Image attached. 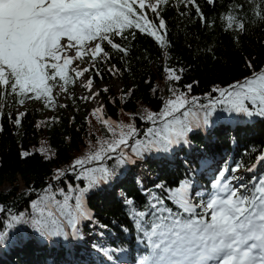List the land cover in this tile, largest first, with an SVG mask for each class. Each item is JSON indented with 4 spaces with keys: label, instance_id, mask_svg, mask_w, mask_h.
<instances>
[{
    "label": "snow or ice",
    "instance_id": "1",
    "mask_svg": "<svg viewBox=\"0 0 264 264\" xmlns=\"http://www.w3.org/2000/svg\"><path fill=\"white\" fill-rule=\"evenodd\" d=\"M204 2L215 8L221 0ZM246 5L255 17L251 23L264 24V0H232L220 19L223 30L233 32L236 40L247 32ZM169 8L189 23L194 13L204 27L215 25L198 0H0V133L5 130L3 119H11L17 105L38 101L44 108L55 109L61 96L74 98L70 86L77 78H83L81 84L90 93L79 99L88 102L98 98L100 92L93 91L95 76L102 77L98 65L109 64L108 72L119 73L120 69L110 64L111 50L124 59L131 52L128 42L135 40L138 32L153 38L162 55L170 57L172 43L163 16ZM117 37L125 43L117 42ZM245 65L250 75L214 87L204 97L207 103L190 95L193 84L185 85L187 91L176 87L185 69L165 67L167 79L172 82L171 95L160 111L141 117L152 124L143 133L135 123L106 118L102 105L95 107L92 115L102 121L111 137L54 176L59 181L73 172L76 180L86 181V186L69 184L65 191L53 190L50 184L32 202L35 215L30 219L23 213L10 215L6 229H0V246L8 239V230L20 224H30L49 239L79 240V224L93 219L88 194L117 175L116 169L106 165L87 167L93 162L115 158L116 168H120L149 154L171 153L190 143L189 134L194 130L209 127L217 110L264 118V67L257 70L251 60ZM25 115L26 111L18 110L11 122L20 127ZM49 119L55 122L57 118ZM41 125L47 126L48 121H41L37 127ZM39 151L46 152L44 148ZM259 153L256 162L246 169L236 164L220 170L211 191H197L192 180L181 179L176 186L157 183L156 190L146 192L148 199L142 210L133 199L125 198L138 243L143 245L137 264H264V174H238L255 173L257 165L264 162V149ZM21 155L29 157L32 153L22 151ZM5 211L0 205V213ZM100 251L111 261L112 252L124 249Z\"/></svg>",
    "mask_w": 264,
    "mask_h": 264
},
{
    "label": "trees",
    "instance_id": "2",
    "mask_svg": "<svg viewBox=\"0 0 264 264\" xmlns=\"http://www.w3.org/2000/svg\"><path fill=\"white\" fill-rule=\"evenodd\" d=\"M198 2L209 20L215 21L213 28L204 27L194 13L191 23L179 18L172 8L163 13L172 43L170 57L162 55L153 38L138 32L135 40L128 42L131 52L124 59L111 50L113 58L110 64L116 65L119 73L108 72L109 64L98 65L102 77L95 76L94 85L103 84L98 91L103 97L106 118L118 123H135L141 133L151 127V122L141 117H146L151 111H160L163 101L170 97L172 82L168 81L164 71L168 66L185 69L176 87L187 91L185 85L193 84L190 95L200 97L201 103L208 102L204 97L214 87H224L250 75L245 65L247 60H251L257 70L264 67V24L251 23L255 17L250 6H245L249 21L247 32L240 34L236 40L233 32L223 30L220 19L221 14L228 11L232 0H221L215 8L204 0ZM116 40L125 43L119 37ZM209 48L212 51H208ZM111 81L122 83L120 92L112 91ZM74 86H70L74 98L68 95V106L51 113L49 117L43 115L50 108H44L38 101H28L23 107L17 105L12 109L11 119L8 116L3 119L5 130L0 133V205L6 211L0 213V229H6L12 214L23 213L26 219L35 215L32 202L38 200L50 184L53 190L64 188L65 191L69 184L86 186V181L76 180L73 172L59 181L54 176L58 170L67 171L77 158L98 149L100 142L109 139L111 133L107 132L97 116L92 115L93 110L86 113L82 109L80 112V106L86 103L76 97ZM105 88L107 92L103 91ZM217 95L213 93V96ZM19 108L26 111V115L22 118V126L17 127L11 121ZM67 110L72 113L67 115L64 113ZM51 117H56V121L51 122ZM41 121H48V125L37 127ZM42 133L44 139L41 140ZM189 140L190 143L176 147L171 153H153L142 160L137 159V167L142 165L152 170L153 180L144 184L136 181L138 171L135 164L115 168V158L100 161V166L116 169L117 175L112 179L114 190L119 189L121 193L110 195L103 184L88 194L87 203L93 219L79 224L81 238L69 241L62 237L49 239L41 236L30 224H20L8 230L9 237L0 246V264H137L143 245L138 243L135 222L124 199H133L142 210L148 199L146 192L156 190L154 186L157 183L176 186L181 179L192 180L194 187L201 182L204 191H211L212 181L224 167L241 164L246 169L256 162L259 150L264 149V118L229 115L217 110L212 124L194 130L189 134ZM41 148L46 150L45 154H41ZM22 151H29L32 155L23 157ZM238 174L246 177L262 175L264 162L257 165L255 173L242 171ZM5 183L7 189H3ZM57 198L62 199L59 195ZM94 230L98 256L103 254L101 248L124 249L112 252L110 263L100 257L97 261L89 259L84 263L78 259V253H74L75 249L84 245L80 243L85 234H92Z\"/></svg>",
    "mask_w": 264,
    "mask_h": 264
},
{
    "label": "rangeland",
    "instance_id": "3",
    "mask_svg": "<svg viewBox=\"0 0 264 264\" xmlns=\"http://www.w3.org/2000/svg\"><path fill=\"white\" fill-rule=\"evenodd\" d=\"M83 67V65H81ZM85 76L87 77V74H85ZM83 78H78L77 82L74 86V92L77 98L81 97V96H87L90 95V93L82 86L81 84V80ZM111 85V89L113 92H120L122 89V83L117 82V81H111L109 83ZM103 84L101 85H94L93 91H98L99 88L102 87ZM164 85V84H162ZM69 100L68 94H65L63 96L60 97L57 106L55 107V109H51L47 112H45V114L43 115L44 117H49L51 115V113H57L59 112L63 107H60L59 105L62 104H67ZM85 102V101H84ZM86 104L80 106L81 110L80 112L82 113V109L85 110V112H89L91 110H94L95 107L97 106H101L103 103V97L100 95L98 98H96L95 100H91L88 102H85ZM34 106H38L37 104H35ZM63 111V110H62ZM64 113H66L67 115H70L72 112L71 110H67L66 112L64 111ZM40 139H44V133H42V135L39 137ZM41 139V140H42ZM136 169L138 171V176H137V182L139 184H144L146 181L148 180H153L152 178V170L148 169L144 166H139V163L136 161L135 163ZM87 167H100V163L99 162H93L92 164L87 165ZM114 167L116 168V165H114ZM113 180H111L109 183L105 184V188L107 189L108 193L111 194H116V195H120L121 191L119 189L114 190V185H113ZM8 186L5 183L3 185V189H7ZM195 190L200 191V190H204V186L201 182H198V185H196ZM95 230L94 233L92 234H85L84 236V240L82 241V244L84 243V245L78 249L74 250V253H78V255L80 256V258H78L79 260H82V262H88L89 259L90 261H97L99 259V257L105 261H107L108 263H110L111 261H109L103 254L99 253V256L96 254L97 249L96 246L94 244L95 240L97 239L96 234H95ZM82 257V258H81ZM7 259V258H6Z\"/></svg>",
    "mask_w": 264,
    "mask_h": 264
},
{
    "label": "bare ground",
    "instance_id": "4",
    "mask_svg": "<svg viewBox=\"0 0 264 264\" xmlns=\"http://www.w3.org/2000/svg\"><path fill=\"white\" fill-rule=\"evenodd\" d=\"M19 111H21V108H19Z\"/></svg>",
    "mask_w": 264,
    "mask_h": 264
}]
</instances>
